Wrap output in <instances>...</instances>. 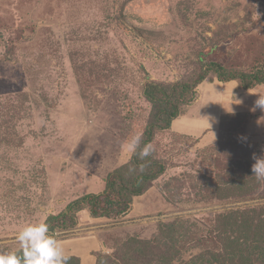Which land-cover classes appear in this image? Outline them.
<instances>
[{"label": "rangeland", "instance_id": "1", "mask_svg": "<svg viewBox=\"0 0 264 264\" xmlns=\"http://www.w3.org/2000/svg\"><path fill=\"white\" fill-rule=\"evenodd\" d=\"M209 63L221 70L209 71L188 108L187 128L199 135H181L179 123L156 131L148 158L168 168L130 211L68 210L104 193L108 176L132 160L122 145L143 139L152 112L145 84L193 82ZM230 74L264 75V0H0V252H19L26 224L66 213L48 224L59 226L49 232L60 243L106 241L100 256L114 257L131 237L167 244L165 226L178 222L172 264H219L211 254L227 246L220 217L249 209L253 218L264 203V182L248 194L215 190L231 166L264 157V111H252L264 83L244 90L240 80L220 81ZM230 112L238 117L219 142L205 136ZM135 247L141 263L147 253Z\"/></svg>", "mask_w": 264, "mask_h": 264}, {"label": "trees", "instance_id": "2", "mask_svg": "<svg viewBox=\"0 0 264 264\" xmlns=\"http://www.w3.org/2000/svg\"><path fill=\"white\" fill-rule=\"evenodd\" d=\"M200 61L206 62L203 58H200ZM202 67L205 70L193 82L181 81L173 84L147 82L145 84L143 95L151 105L152 112L143 134V139L136 153L132 156V160L108 176L104 193L87 194L81 197L80 200L68 205V210H73L82 205L83 208H88L91 215L95 218L115 215L122 217L130 211L133 198L146 193L151 188L152 183L166 173L168 167H166L164 162L148 157L141 160L139 151L144 145L153 143L157 132L170 130L172 123L187 113L190 105L192 106L197 99V88L208 79L211 69H214L215 72H220L221 70V67L216 65V63L202 64ZM218 76L221 77V74ZM234 80H240L242 88L249 90L263 84L264 75L248 77L246 74H230L223 76L220 81L228 83ZM237 117L234 112L222 114L218 125V142L221 140L226 124ZM225 119L227 120L226 123H224ZM251 163H253L251 160L247 162L241 161L240 166L239 164L231 166L226 179L225 175L221 176L219 181L218 179L215 180L217 183L215 186L216 192L227 191L236 194L237 191L247 186L249 191L246 194H248L256 189V186L262 182L257 181L254 177ZM141 166H143V171H140ZM133 167H135L136 171H129ZM236 168H238V172L241 170L242 177L238 173V177L241 179L235 180L232 177L235 176L232 173ZM175 181L173 180V182ZM213 183L214 181H212ZM202 186H209V184H202ZM248 210L245 209L243 212L240 210L238 212L232 211L220 217L226 227L219 233L220 237L218 239L226 242L227 246H224L218 253L211 254L219 264H264V203L252 207V211L255 213L253 218L249 214L250 210ZM65 214L61 213L56 217H51L47 225L53 220L59 221L66 216ZM61 215L63 216L60 217ZM241 221L244 223L242 224ZM62 223L63 227L67 226L65 224L66 221L63 220ZM177 223L175 224L174 222L165 226V229L171 231L167 244L160 240V235L145 242L131 237L127 240V248H123V253H115L114 257L100 256L98 254L96 264H172L173 260L181 254L179 239L183 237V232ZM49 227L50 231L53 232L59 226ZM55 238L57 239L56 236ZM137 245H143L144 248L142 250L147 253V259L141 263L137 262L136 257L132 255L133 253H140L139 249H135ZM68 264H80V259L72 256Z\"/></svg>", "mask_w": 264, "mask_h": 264}, {"label": "clouds", "instance_id": "3", "mask_svg": "<svg viewBox=\"0 0 264 264\" xmlns=\"http://www.w3.org/2000/svg\"><path fill=\"white\" fill-rule=\"evenodd\" d=\"M264 111V94H259L252 111L256 109ZM140 145V137L134 136L122 145V149L128 153H136ZM152 144H146L139 151V158L144 160L151 155ZM255 163L252 172L257 181L264 182V157L253 156ZM129 171H136L135 167ZM143 171V166L140 167ZM16 242L19 245V253L16 251L0 252V264H68L70 257L65 254L60 241L55 234L49 232V226L44 222L29 223L22 227L17 235Z\"/></svg>", "mask_w": 264, "mask_h": 264}, {"label": "crops", "instance_id": "4", "mask_svg": "<svg viewBox=\"0 0 264 264\" xmlns=\"http://www.w3.org/2000/svg\"><path fill=\"white\" fill-rule=\"evenodd\" d=\"M232 91L237 92L235 89L232 90ZM225 94L226 93H223V97H225ZM195 105H194V107H195ZM191 108H190V111H187L186 114H184L181 117L177 118L172 123L171 128L174 129V128L178 127V126H175V125L177 123H179L180 128L174 129V130L177 131V132H180V134L183 135V136H190V137H192L191 136V134H192L193 135V138H194L195 137L194 135H199V134H197L196 132L193 133V132L190 131L189 128H187V124L191 123L188 120V114H190V112L192 111ZM221 116H222V114H221ZM220 117H219V121H220ZM218 125H219V122H218L217 125L215 124L213 126L211 132H209L210 130L206 128L203 131V132H206L207 131V133L205 134V136L214 135V134H216V135L219 136ZM200 135H202V134H200ZM205 136H204V138H207ZM65 242L67 243V245L64 242L61 243L62 244V247H63V249L65 251V254L68 255L69 257H72V256L73 257H78L80 259V264H96L97 255L100 254V253H103V252H100V251H102V249H103V251L105 252V249L107 250V248L109 247L108 244L106 243V241H104V242L102 241L101 243H100V241H97L95 243L92 242L91 245H90V248L85 243H82L83 241H81L80 239H77L76 241H74L75 242L74 244H70V242L67 241V240H65ZM81 245H83L82 248H81ZM95 247L96 248L99 247V250L96 249Z\"/></svg>", "mask_w": 264, "mask_h": 264}]
</instances>
